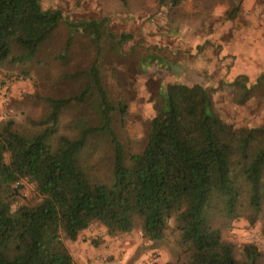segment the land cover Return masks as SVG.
Masks as SVG:
<instances>
[{"label":"trees","instance_id":"16d2710c","mask_svg":"<svg viewBox=\"0 0 264 264\" xmlns=\"http://www.w3.org/2000/svg\"><path fill=\"white\" fill-rule=\"evenodd\" d=\"M169 1L181 2L158 0ZM239 12L231 0L226 18ZM64 21L67 49L83 32L97 56L68 76L81 82L78 92L44 97L49 109L30 126L0 121V264H78L65 240L77 241L95 223L111 237L139 229L149 242L167 241L177 258L165 264H264L253 244L238 248L224 236L233 220L255 224L264 213V124H229L210 85L176 66L179 80L163 83L145 145L126 147L115 122L125 124L129 106L112 100L102 79L103 21L69 22L61 10L44 11L41 0H0V71L35 60ZM107 33L113 49L131 37ZM241 87L244 104L251 88ZM74 107L80 112L61 124ZM101 139L111 147L108 178L97 175L93 159ZM24 179L35 184L34 203H22Z\"/></svg>","mask_w":264,"mask_h":264},{"label":"rangeland","instance_id":"374dc122","mask_svg":"<svg viewBox=\"0 0 264 264\" xmlns=\"http://www.w3.org/2000/svg\"><path fill=\"white\" fill-rule=\"evenodd\" d=\"M238 2V16L228 20L231 0H181L177 6H171L170 1L161 6L158 0H41L44 11L61 10L69 22H104L102 79L111 99L122 98L129 106L125 124L116 120L115 128L124 145L133 148L145 145L163 83L179 80L177 74L173 79L171 72L176 66L210 85L215 109L229 124L236 128L264 124V33L260 32L264 0ZM107 32L119 40L123 34L131 37L113 49ZM69 35L64 21L35 60L0 71V121L12 119L30 126L31 120L40 119L49 109L44 97L78 92L81 82L68 76L88 68L97 49L83 32L67 49ZM242 83L251 88L244 104L240 103ZM78 112V107L66 112L61 124L72 122ZM87 119L97 122L90 114ZM97 149L99 154L93 158L98 160L97 175L108 178L111 147L101 139ZM18 187L22 203L38 200L33 182L24 179ZM263 226L264 213L255 224L239 217L224 236L238 248L249 243L264 254ZM65 243L78 264V256L83 264H165L177 258L167 241L149 242L139 229L111 237L99 223L83 231L77 241Z\"/></svg>","mask_w":264,"mask_h":264},{"label":"crops","instance_id":"0c3cea01","mask_svg":"<svg viewBox=\"0 0 264 264\" xmlns=\"http://www.w3.org/2000/svg\"><path fill=\"white\" fill-rule=\"evenodd\" d=\"M263 29H264V26H263V28H260V32H261V33H264V30H263ZM84 258H85V257H84ZM86 258H87V260H88V259H90V256H86ZM77 260H78L79 264H83V261L81 260V257H80V256H78ZM88 263H89V262L87 261L86 264H88ZM91 264H92V263H91Z\"/></svg>","mask_w":264,"mask_h":264},{"label":"built area","instance_id":"2783aa9c","mask_svg":"<svg viewBox=\"0 0 264 264\" xmlns=\"http://www.w3.org/2000/svg\"><path fill=\"white\" fill-rule=\"evenodd\" d=\"M258 246V244H256Z\"/></svg>","mask_w":264,"mask_h":264}]
</instances>
